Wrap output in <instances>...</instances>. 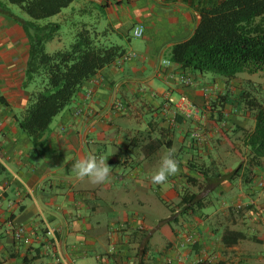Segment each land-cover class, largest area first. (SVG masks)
I'll list each match as a JSON object with an SVG mask.
<instances>
[{"label":"crops","instance_id":"crops-1","mask_svg":"<svg viewBox=\"0 0 264 264\" xmlns=\"http://www.w3.org/2000/svg\"><path fill=\"white\" fill-rule=\"evenodd\" d=\"M215 1L73 0L50 18L62 28L45 49L67 47V35L85 23L107 31L129 58L86 81L40 147L18 127L34 90L23 88L27 40L0 14V264H264V158L250 164L242 145L253 116L233 78L170 60L172 46L192 35L199 9ZM134 27L142 37H132ZM181 97L204 119H186L167 103ZM167 149L179 171L152 183ZM89 153L111 167L107 183L74 178L73 164ZM184 195L195 201L181 203ZM18 226L24 234L15 241ZM185 233L195 242L185 244Z\"/></svg>","mask_w":264,"mask_h":264},{"label":"trees","instance_id":"trees-1","mask_svg":"<svg viewBox=\"0 0 264 264\" xmlns=\"http://www.w3.org/2000/svg\"><path fill=\"white\" fill-rule=\"evenodd\" d=\"M72 2L0 0V14L17 23L28 44L23 88L33 84L34 90L29 93L18 127L35 147L43 144L52 120L73 101L81 86L125 54L120 46L111 43L107 31L99 32L85 23L76 27L67 47L47 52L45 45L62 28L61 23L49 19ZM10 7L17 8L23 17ZM170 60L182 70L211 74L226 81L242 73H264V0H216L211 6L201 7L192 35L172 46ZM244 95H239V101L252 113L254 127L244 134L242 145L247 148L248 162L257 166L264 158V100H244ZM201 113L204 115L202 110ZM229 142L233 151L240 154ZM193 201L195 195H184L181 203ZM230 238L224 235L222 239L228 243Z\"/></svg>","mask_w":264,"mask_h":264},{"label":"clouds","instance_id":"clouds-1","mask_svg":"<svg viewBox=\"0 0 264 264\" xmlns=\"http://www.w3.org/2000/svg\"><path fill=\"white\" fill-rule=\"evenodd\" d=\"M178 171L179 162L175 159V150L167 149L160 157L159 166L152 174L151 182L163 184ZM72 172L78 181L102 185L110 180L111 167L108 166L105 158L89 153L73 164Z\"/></svg>","mask_w":264,"mask_h":264},{"label":"built area","instance_id":"built-area-1","mask_svg":"<svg viewBox=\"0 0 264 264\" xmlns=\"http://www.w3.org/2000/svg\"><path fill=\"white\" fill-rule=\"evenodd\" d=\"M133 38H140L143 35V29L141 27H134L132 29V33H131ZM129 58L128 55H123L120 59H118L116 61V64L121 63L122 61H125ZM164 64L168 65L170 64L169 61H164ZM181 81L185 84V85H191L192 81L188 78H182ZM168 104H176L177 110L179 111V113L181 115H183L186 119H190V120H195L196 118L203 120L204 119V115L201 113V110L199 108H197L196 106L192 105L191 103H189L187 101L186 98L181 97L179 99V102L176 103L175 101H173V99L169 98L168 99ZM114 108L116 110H121V105L119 103H115L114 104ZM78 113V112H77ZM194 137H198V135H194ZM264 183V175H263V180H261V183H259V186L262 185ZM236 209H240L241 205H236L235 206ZM24 234V229L21 226H18L16 228L13 229V233H12V237L15 241H20L22 236ZM48 234H51V232H48ZM184 242L185 244H192L194 243V238L193 235L190 233H185L184 235ZM113 249H111L112 251ZM182 258L178 257V260L180 261ZM172 260L170 258H166L163 262V264H171Z\"/></svg>","mask_w":264,"mask_h":264},{"label":"rangeland","instance_id":"rangeland-1","mask_svg":"<svg viewBox=\"0 0 264 264\" xmlns=\"http://www.w3.org/2000/svg\"><path fill=\"white\" fill-rule=\"evenodd\" d=\"M68 34V40L69 42L72 41V37H69ZM67 42V40H66ZM51 46L48 45L46 48L47 52H51ZM234 81V87L239 89V93L236 95V97H240L239 95L241 93H244V95L241 98H244V100L248 99H256V100H264V73H257V74H247L242 73L238 74L235 78H233ZM240 100V98H239ZM243 109H245L244 104H242ZM252 115V113H251Z\"/></svg>","mask_w":264,"mask_h":264}]
</instances>
